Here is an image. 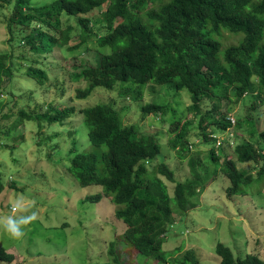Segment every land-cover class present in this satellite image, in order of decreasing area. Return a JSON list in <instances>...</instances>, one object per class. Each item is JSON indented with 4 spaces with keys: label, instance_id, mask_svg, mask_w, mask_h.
<instances>
[{
    "label": "trees",
    "instance_id": "16d2710c",
    "mask_svg": "<svg viewBox=\"0 0 264 264\" xmlns=\"http://www.w3.org/2000/svg\"><path fill=\"white\" fill-rule=\"evenodd\" d=\"M32 1L4 0L13 6L8 22L11 34L13 27L31 28L35 22L40 26L21 39L35 56H46L55 46L68 44L70 29L62 30L64 15L80 18L83 40L68 48L76 52L94 35L90 21L81 17L105 8L102 23L108 32L97 40L99 60L74 75L87 82L85 89L77 91L78 99L90 97L97 88L111 91L119 83L130 85L123 94L130 93L136 99L142 97L148 85L164 87L162 91L166 89L170 98L186 90L191 100L187 110L199 117L202 138L210 148L209 160L214 166H221L231 182L227 194L248 195L254 184L264 181V130L257 134V147L240 141L234 149L235 159L221 162L218 152L224 148L217 146L218 137L225 136L232 123L234 106L247 98L264 104V0H54L39 7ZM46 29L53 30L52 34ZM231 37H239V41L227 47L225 42ZM106 47L111 48V53L101 50ZM15 66L14 53H0V97L2 83L14 78ZM26 74L39 83L47 80L43 69H28ZM134 86L139 88L136 93L132 91ZM207 102L212 103L211 109H204ZM225 103L227 111L222 114ZM166 105L151 103L143 107V113L165 114ZM75 113L74 107L57 111L50 105L41 112L21 111L16 121H35L40 126L46 122L51 126L64 123ZM8 114L3 112L2 116ZM81 114L93 149L77 155L68 172L81 187L101 188V193L87 196L83 203L110 199L117 207L116 218L127 226L125 239L145 261L202 264L195 249L164 250L166 234L177 223L176 216L182 214V218L197 208L201 193L210 185L205 182L208 169L206 174L200 171L205 169L200 164V152L188 162L192 177L174 183V171L163 156L159 160L162 143L156 134L141 133L137 124L124 126L120 112L111 104L84 108ZM236 122L237 128L243 127L244 121ZM172 126L171 148L181 159L189 158V131L181 132L187 123L177 118ZM248 163L255 164L257 176L237 167ZM163 178L175 184L172 195ZM4 189L0 178V196ZM117 244H109V258L112 264H125ZM215 252L220 264H264V258L257 254L235 255L232 248L222 243ZM14 260V255L0 248V262L11 264Z\"/></svg>",
    "mask_w": 264,
    "mask_h": 264
},
{
    "label": "rangeland",
    "instance_id": "374dc122",
    "mask_svg": "<svg viewBox=\"0 0 264 264\" xmlns=\"http://www.w3.org/2000/svg\"><path fill=\"white\" fill-rule=\"evenodd\" d=\"M53 1L33 0L32 4L39 7ZM104 11L105 8H101L81 17L90 21L94 35L76 52H70L68 48L83 40L80 18L64 15L62 30L70 29L68 44L62 48L55 46L46 56H35L21 39L34 29L36 22L31 28L13 27L11 34L8 22L13 6L0 0V53H14L16 63L14 78L2 83L0 97V178L5 186L0 196V215L10 212L11 202L18 194L35 200L33 210L37 212V219L26 227L25 236L19 240L10 238L0 229V248L4 247L14 255L11 264H112L108 248L112 241H117L118 253L125 264H156L153 260L142 259L125 239L127 226L116 218L117 207L110 199L104 197L97 203H83L87 196L101 193V188L81 187L68 172L77 155L90 153L93 149L81 110L111 104L120 112L124 126L137 124L141 133L159 137L162 143L159 160L163 156L164 162L174 171V183L192 177L188 162L197 152H200L201 167L205 168L200 169L201 173L206 174L208 169L205 182L210 185L200 195L201 204L182 218V214L176 216L177 223L167 232L164 250L194 248L202 264H220L215 250L218 243H223L232 248L235 255L245 257L249 253L264 258V181L260 185L254 184L248 195L230 197L227 194L231 182L223 174L222 167L214 166L209 160L210 148L202 138L204 131L199 127V117L187 110L191 104L188 91L170 98L166 89L162 91L164 87L148 85L142 97L136 99L130 97V93L123 94L130 85L119 83L111 91L97 88L88 98L76 97L79 89L87 87V82L75 79L74 75L99 60L97 40L108 32L102 23ZM46 30L50 34L53 32ZM238 41L239 37H231L225 45L229 47ZM101 50L111 53L109 47ZM28 69H43L47 72V80L39 83L30 78L26 74ZM132 91L136 93L139 88L134 86ZM151 103H167L168 111L162 115H144L143 107ZM50 105L57 111L74 107L76 113L64 123L51 126L46 122L40 126L28 120L17 123L21 111L41 112ZM225 105L227 103L222 107V114L227 111ZM211 108L212 103H205L204 109ZM3 112L9 113L8 117H3ZM230 115L244 121L243 127L236 129L237 133L230 130L231 136L236 137L235 145L247 141L257 147V134L264 130V104L247 98L234 106ZM177 118L187 123V128L182 127L181 132L188 129L193 145L190 157L186 159L178 157L170 146L172 121ZM74 147L76 151L72 152ZM221 155V162L226 158L235 159L233 148L224 149ZM237 167L257 176L255 164H238ZM163 180L172 195L175 184L166 178Z\"/></svg>",
    "mask_w": 264,
    "mask_h": 264
},
{
    "label": "clouds",
    "instance_id": "9594fccd",
    "mask_svg": "<svg viewBox=\"0 0 264 264\" xmlns=\"http://www.w3.org/2000/svg\"><path fill=\"white\" fill-rule=\"evenodd\" d=\"M232 119L235 121L234 123ZM230 120L232 123L228 127V130H226L225 137L224 136L218 137L219 139L220 138L221 139L220 142L217 143V146L218 147L221 146V148L224 149H229V148L235 149V147L238 145V143L235 145L236 137H232L230 131L232 130L233 133H237L236 132V129H238L237 122L233 116L230 118ZM189 148L190 150H192L193 145L190 144ZM218 154L219 155L221 154V149L218 152ZM35 207H36L35 200L29 199L24 194H18L11 202L10 212L0 215V229H2L12 239L19 240L23 238L26 234L25 232L26 227L37 219V212L33 210L35 209ZM165 238L167 240V237Z\"/></svg>",
    "mask_w": 264,
    "mask_h": 264
},
{
    "label": "built area",
    "instance_id": "2783aa9c",
    "mask_svg": "<svg viewBox=\"0 0 264 264\" xmlns=\"http://www.w3.org/2000/svg\"><path fill=\"white\" fill-rule=\"evenodd\" d=\"M233 123L235 122L233 119H232Z\"/></svg>",
    "mask_w": 264,
    "mask_h": 264
}]
</instances>
